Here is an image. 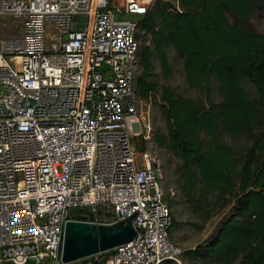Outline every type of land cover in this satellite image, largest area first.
Segmentation results:
<instances>
[{
	"label": "built area",
	"instance_id": "2783aa9c",
	"mask_svg": "<svg viewBox=\"0 0 264 264\" xmlns=\"http://www.w3.org/2000/svg\"><path fill=\"white\" fill-rule=\"evenodd\" d=\"M154 1L0 0V16L22 22L18 37L0 38V264H63L69 220L134 230L71 264H181L159 158L135 144L153 145L136 62Z\"/></svg>",
	"mask_w": 264,
	"mask_h": 264
},
{
	"label": "trees",
	"instance_id": "16d2710c",
	"mask_svg": "<svg viewBox=\"0 0 264 264\" xmlns=\"http://www.w3.org/2000/svg\"><path fill=\"white\" fill-rule=\"evenodd\" d=\"M257 11L264 18V0H178L177 6L155 0L138 23L137 38L146 39L137 56L143 73L136 92L144 100L158 98L166 127L154 133L155 145L180 159L181 191L196 210L213 194L224 204L235 199L234 212L205 249L187 252L190 259L264 264V35L243 23ZM168 48L183 60L185 83L200 98L149 79L152 59L168 75ZM242 79L253 86L254 99ZM214 89L220 102L213 100ZM224 136L249 146L238 152Z\"/></svg>",
	"mask_w": 264,
	"mask_h": 264
},
{
	"label": "rangeland",
	"instance_id": "374dc122",
	"mask_svg": "<svg viewBox=\"0 0 264 264\" xmlns=\"http://www.w3.org/2000/svg\"><path fill=\"white\" fill-rule=\"evenodd\" d=\"M151 1V0H142ZM168 2L173 6L178 5V0H162ZM119 19L136 20L135 15L122 14L118 15ZM73 23L79 27H83L87 17L85 15H76L73 17ZM231 23H236L237 20L229 15ZM21 20L11 16H0V38H14L18 37L21 32ZM254 31L264 35V18L260 12H256L251 18L243 21ZM144 39H139L140 45L143 44ZM167 58L169 63V73L165 77L160 67V62L157 59H152L150 73L152 77L150 80L156 81L158 85L171 87L178 94L190 99L200 98L198 91L189 88L185 83L183 72V60L175 53L172 48L167 49ZM136 78L142 75V68L139 66L138 59L136 62ZM241 87L250 99L255 98V90L253 86L246 80L242 79ZM215 88V85H214ZM213 100L220 102L216 89L213 92ZM137 108L140 114L146 119H149L153 135L159 130L162 133L166 132L165 122L162 119L158 109V98H151L148 100L141 99L136 92ZM224 141L234 150L238 152L245 151L249 146V142L245 139H232L228 136L223 137ZM137 148L142 151H151L158 158L160 162V175L162 183L167 190V203L170 206L172 213V228L170 231V240L180 247L183 251L181 256V264H222L217 263L211 258L197 257L194 259L188 258L187 252L197 249L201 246L206 248L208 241L216 234L221 223L227 219L233 212L235 207V199L226 198L225 203L217 194L210 195L206 200L198 201L197 207L201 210H196L195 206L191 205L181 191V179L177 173V168L181 164L180 159L170 151L159 148L155 145L149 146L141 139H135ZM173 190L174 195L169 193ZM224 204V205H223ZM91 208L80 209L78 212L86 214L90 212ZM102 216L110 218V208L107 206H100L97 208ZM105 257V254L101 256ZM240 259L227 264H239ZM162 264H178L175 262H164Z\"/></svg>",
	"mask_w": 264,
	"mask_h": 264
},
{
	"label": "water",
	"instance_id": "95a60500",
	"mask_svg": "<svg viewBox=\"0 0 264 264\" xmlns=\"http://www.w3.org/2000/svg\"><path fill=\"white\" fill-rule=\"evenodd\" d=\"M102 70H107L105 65ZM131 221L125 224L95 226L90 223L69 220L63 233V264H71L98 253L107 252L114 247L133 239Z\"/></svg>",
	"mask_w": 264,
	"mask_h": 264
}]
</instances>
